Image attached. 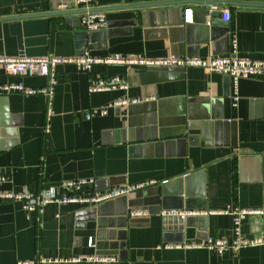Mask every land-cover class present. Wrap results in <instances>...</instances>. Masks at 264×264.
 <instances>
[{"label": "crops", "instance_id": "crops-1", "mask_svg": "<svg viewBox=\"0 0 264 264\" xmlns=\"http://www.w3.org/2000/svg\"><path fill=\"white\" fill-rule=\"evenodd\" d=\"M61 4L73 11L105 8L106 25L89 30L80 24L82 13L52 14ZM261 4L0 0V56L87 51L98 57H208L228 54L234 38L239 56L264 60ZM186 8L191 22H184ZM223 8L231 12L228 22ZM56 71L48 120L44 96L0 90V120L6 109L9 122L0 126V191L36 192L78 178H94L105 189L154 183L96 207L49 203L41 214L25 211L19 200L0 199V264H92L65 261L94 255L117 258L108 264H264V246L234 255L177 247L209 237L230 239L232 218L224 212L234 207L261 212L247 215L241 229L246 237L264 236V74L238 79L232 105L230 77L200 67L96 63L82 70L59 64ZM110 77L123 79L126 88L89 90L91 80ZM8 82L36 87L46 78L1 69L0 85ZM119 98L137 101L87 117ZM4 129L12 131L1 135ZM166 196L180 197L186 216L205 217L206 231L194 239L164 232L156 212ZM132 210L146 216L130 217Z\"/></svg>", "mask_w": 264, "mask_h": 264}, {"label": "built area", "instance_id": "built-area-1", "mask_svg": "<svg viewBox=\"0 0 264 264\" xmlns=\"http://www.w3.org/2000/svg\"><path fill=\"white\" fill-rule=\"evenodd\" d=\"M78 2L87 3L88 0H77ZM67 4H61L58 11L71 10ZM222 19L228 22L231 18L229 8L222 9ZM192 21V11L190 8L184 10V22ZM80 24L89 30L101 29L106 25L105 13L102 10H86L81 14ZM126 64L136 66H181V67H200L209 72L224 74L230 77L232 87L234 88L231 97L232 105H236L238 96L236 95V82L240 78H250L264 74V60L250 59L237 54L236 40L231 39V49L226 55L197 57V56H167L165 58L150 59L141 56H127L113 54L107 57H98L89 54L87 51L78 53L73 56H53L46 55L43 57H30L24 55L17 56H0V70H5L13 74H21L27 76H43L46 78V84L42 86H25L21 82H8L0 85V90L9 92H20L26 95H42L46 101V118L51 115V105L54 97L55 85L57 82L56 67L59 64H74L82 70H89L93 64ZM115 88H126L125 81L118 77L93 79L89 83L90 91H106ZM137 100L129 98H119L110 102L103 108H97L92 113H88L90 117L93 113L104 115L107 108L111 106L126 105L129 102ZM48 131V125L45 126V132ZM3 178L0 177V180ZM165 181V180H164ZM163 181V182H164ZM95 182L94 178H78L64 180L60 187L42 189L36 192L29 190L23 192H7L0 191V199L19 200L23 202V208L27 212L42 213V209L46 204H64V203H81L88 206L96 207L98 204L107 200L126 195L139 187L154 183V181H146L139 184H124L109 186L104 190L89 191V185ZM232 218L231 238H213L209 237L203 241H187L178 248L184 249H206L208 251L224 255L227 253L236 254L240 249L247 247L264 246V236L246 237L242 233V221L247 215H259V211H247L239 208H232L224 212ZM162 216H181L185 217L186 213L176 210H162ZM130 217H145L146 212L142 210H132ZM88 245L92 247L90 239ZM117 258L110 255H94L90 257H77L65 261L70 263H92V264H108L115 263ZM46 263V261H42ZM50 263L51 261H47ZM57 261H54L56 263Z\"/></svg>", "mask_w": 264, "mask_h": 264}, {"label": "water", "instance_id": "water-1", "mask_svg": "<svg viewBox=\"0 0 264 264\" xmlns=\"http://www.w3.org/2000/svg\"><path fill=\"white\" fill-rule=\"evenodd\" d=\"M264 5V4H261ZM96 10H102L104 11L105 8H101V9H96ZM86 11H77V10H66V11H58V12H53L52 14H71V13H85ZM88 33L85 32L84 35H87ZM84 43L86 44V41L84 40ZM80 53H83L80 52ZM4 113L6 114V109L4 111ZM4 114V120H0V126H4L7 127L9 126V122L7 120L6 115ZM12 130H1V135L5 134L7 132H11ZM100 182H94L91 186H93L96 190H103L105 188H101V186H99ZM165 183V182H163ZM109 186H107L106 188H108ZM175 200H174V199ZM179 200V206L178 207H173L170 206V204L167 203V201L165 200ZM163 207L162 210H176V211H182L184 209L183 207V203H181L182 199L180 197H171V196H166L163 199ZM171 203H174V202ZM185 202V201H184ZM184 210H189V209H184ZM157 214H160V212H156ZM205 217H200V216H185V217H181V216H163L162 220H161V224H162V230L164 232H178L179 234H184L185 238L187 239H194L195 238V233L196 232H205L206 231V227H205Z\"/></svg>", "mask_w": 264, "mask_h": 264}]
</instances>
